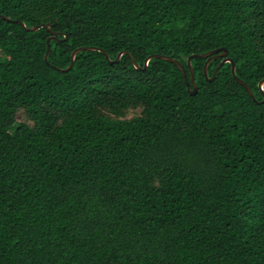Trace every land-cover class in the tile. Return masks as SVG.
<instances>
[{"label":"trees","instance_id":"1","mask_svg":"<svg viewBox=\"0 0 264 264\" xmlns=\"http://www.w3.org/2000/svg\"><path fill=\"white\" fill-rule=\"evenodd\" d=\"M262 80L264 0H0V264H264Z\"/></svg>","mask_w":264,"mask_h":264},{"label":"water","instance_id":"2","mask_svg":"<svg viewBox=\"0 0 264 264\" xmlns=\"http://www.w3.org/2000/svg\"><path fill=\"white\" fill-rule=\"evenodd\" d=\"M3 18L9 20V18H7V17H5V16H4ZM22 25H23V27H24L26 30H28V31H37V30H39V29L42 27V26H35V27L28 28L24 23H22ZM44 27H46L48 30H50L49 25H44ZM51 39H56V33H55V32H53V36L49 39V41H50ZM49 41H48V44H49ZM86 50H97V51H101V52H103V53L106 55L107 59L110 60L109 55H108L105 51H103V50H101V49H99V48H94V47H82V48H78V49H76V50L73 52V54H72V63H71V65H70V67L67 68V69H64L63 71H69V70H71L72 67L74 66V61H75V57L77 56V54H79L80 52L86 51ZM49 52H50V46L48 45V52H47L46 57H45V59H46L47 62H48V55H49ZM124 54H128V53H127V52H122V53H120L119 56H118V58H117V60H116V62L119 61L120 58L122 57V55H124ZM129 56H130V58H131V62H132V64L134 65V67H136L137 69H140V66L135 62V60L133 59L132 55L129 54ZM154 58H160V59H164V60H168V61H174V62L180 67V69L182 70V72H183V74H184V77H185V79H186V82H187V84H188V86H189V82H188V78H187V74H186V69H185L184 65L181 64L179 61L174 60V59L171 58V57H168V56H165V55H161V54H155V55H152V56H150V57L146 60V67H145V69H147V66H148L149 61L152 60V59H154ZM195 58H208V60H207V62H206V65H205V74H206V76H208V66H209V64L211 63V61L214 60V59H217V58H224L223 61H222V63L218 66L216 72L214 73V75H213V77H212L211 79H215V77L217 76L218 71L221 69V67H222L224 64H226V63H231V64H232V73H233L235 79H236L239 83H241L242 85H244V86L247 88V90H248L250 96L252 97V99H253L254 101H257V100H256V97H255V95H254V92L252 91V89L247 85V83H245L242 79H240V78L237 76V74H236V63H235L231 58L228 57V49H226V48H224V49H223V52H221V53H220V50H213V51L208 52V53H205V54H194V55H192V56L189 58L188 64H189V67H190V69H191V80H192V83H193V90H191V93H192V94H196L197 91H198V87H197L196 79H195V74H194V72H193V68H192V64H191V61H192L193 59H195ZM110 61L113 62L112 60H110ZM189 89H190V86H189ZM260 89H261V90L263 91V93H264V80H262L261 83H260Z\"/></svg>","mask_w":264,"mask_h":264},{"label":"rangeland","instance_id":"3","mask_svg":"<svg viewBox=\"0 0 264 264\" xmlns=\"http://www.w3.org/2000/svg\"><path fill=\"white\" fill-rule=\"evenodd\" d=\"M138 113H139V111H130L127 117L131 118V117L137 115ZM24 119H25L24 112L23 111H19L18 114H17L18 122L24 121Z\"/></svg>","mask_w":264,"mask_h":264}]
</instances>
